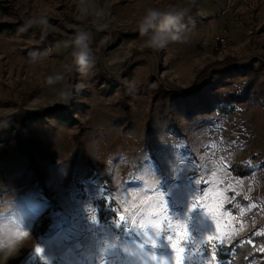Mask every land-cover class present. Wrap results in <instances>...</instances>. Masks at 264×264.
<instances>
[{"label":"rangeland","instance_id":"rangeland-1","mask_svg":"<svg viewBox=\"0 0 264 264\" xmlns=\"http://www.w3.org/2000/svg\"><path fill=\"white\" fill-rule=\"evenodd\" d=\"M122 2L0 0V26H7L0 31V119L55 108L59 93L67 89L73 101L63 115H50L48 123L30 118L23 131L25 139L56 153L54 159H36L42 181L34 179L37 174H23L31 161L26 163L17 147L0 154V238L10 241L31 233L25 246L0 264H33L37 259L52 264H223L203 257L197 247L189 250L187 237L181 235L187 225L171 218V208L159 215L155 185L160 174L167 180L171 170L183 171L189 188L192 180L202 181L207 227L225 244L249 230L248 223L232 213L231 202L239 195L252 200L243 209L256 206V197L264 202V105L254 92L264 86V0H183L168 9L180 16L173 29L178 38L163 50L148 48L146 41L163 26L164 17L141 36L145 16L119 12L127 6V0ZM196 2L199 6L191 14L188 10ZM45 17L47 23L41 24ZM124 18L130 23L124 25ZM81 31L89 37L85 51L92 66L86 75L78 71L72 55L77 51L72 40ZM218 36L227 39V47L217 48ZM49 44L53 53L46 50ZM253 59L250 76L228 75L207 95L216 104L218 94L250 88L251 97L228 104L229 112L198 103L164 108L151 90L160 84L204 90L206 81H217L212 73ZM100 62L114 75L132 66L131 123L120 121L121 91L105 86ZM139 87L146 91L141 93ZM79 131L82 144L75 137ZM235 161L252 165L254 176L236 178L230 170ZM43 185L54 204L46 199L47 210L31 222L29 209L44 195ZM172 207L182 215L187 198L179 204L173 198ZM93 209L99 224L91 222ZM121 215L136 223L121 230L114 222H103ZM255 222L264 225V210ZM156 226L161 237L154 235ZM259 231L264 233V227ZM164 235H172L173 241ZM36 247L44 248L45 255L36 254Z\"/></svg>","mask_w":264,"mask_h":264},{"label":"trees","instance_id":"trees-1","mask_svg":"<svg viewBox=\"0 0 264 264\" xmlns=\"http://www.w3.org/2000/svg\"><path fill=\"white\" fill-rule=\"evenodd\" d=\"M103 26V25H102ZM7 26L1 25L0 31L6 29ZM47 41V39H46ZM259 59V58H256ZM255 59L244 62V64H228L227 66L217 70L212 73V75H217V81L215 82L213 79L206 81L207 88H203L204 90L197 89L192 91L190 89L183 88H169L163 84H160L159 87H151V90L155 93L154 97L158 98L162 102V107L164 108H173L176 105H185L188 106L193 103H198L200 105H204L205 108L211 111H230V103L234 106L237 102H244L249 97H251V89L245 87V92H232L228 94H218L214 96V100L216 104L210 102L207 98V95L213 91H215L218 86V82L224 81L228 75H236L242 74L244 76H250L255 68ZM262 64L263 61L261 60ZM101 76L108 80V83L105 86H110L112 89H119L120 95L117 99V104L120 106L124 116H120V121L131 123V107L129 104V96L132 94V88L130 83L132 81L131 78V67H128L123 73L119 74H110L108 73L101 62L99 64ZM101 79V81L103 80ZM264 86L262 89L255 90L258 94V98L263 101L264 105ZM139 91L145 92L146 87H139ZM73 104L71 101L68 104L60 103L55 108L45 109L41 111H36L31 116H27V113H17L11 115L7 118L0 119V154H4L8 147L13 146L17 147L19 150V154L22 159L28 163L27 167L23 170V174L26 176H32L37 174L34 179L36 181H42V177L39 175L40 166H38L36 159L46 160V159H54L56 156L55 152H47L43 150L38 144L33 141L27 140L23 137L24 129L29 127L28 120L30 118H40L41 121L48 123V117L53 116H61L63 115ZM19 120V125L18 123ZM72 119V118H71ZM69 119V121L71 120ZM71 122V121H70ZM16 124L19 126V129L16 128ZM83 131H79L75 136L76 141L80 144L81 137ZM34 151V154L32 153ZM230 170L236 178H245L254 176V168L248 162L235 161L230 165ZM45 193H43L44 198L54 204L53 196L50 194L49 189L45 188L43 185ZM256 197V196H255ZM252 202L249 198L245 196H237L233 203L231 202L230 207L232 213H234L239 219L248 224V231L238 237L230 244H224L223 250H218L215 258L222 262L223 264H264V233L259 230L264 227L261 223H256V219L261 215L262 210H264V202L259 200L257 197L253 200L258 204L254 206L252 209L248 207L243 209V206L248 205ZM110 210V208H109ZM112 213V210H110ZM108 212V213H110ZM101 218L103 215V211L101 212ZM103 222H115L114 219H110V221H106L103 219Z\"/></svg>","mask_w":264,"mask_h":264},{"label":"snow or ice","instance_id":"snow-or-ice-1","mask_svg":"<svg viewBox=\"0 0 264 264\" xmlns=\"http://www.w3.org/2000/svg\"><path fill=\"white\" fill-rule=\"evenodd\" d=\"M183 174V171L174 172L171 170L170 177L167 180L163 177L162 174H160L161 179L158 183H156L154 189L159 194V215H165L166 213H168L169 208H171V218L175 219L177 224L183 223L187 225L186 231L181 235L187 237L184 243L189 248V250H191L192 247H197V250L201 253L203 257L211 259L217 255L218 250H223V245L226 243V241L223 238L212 234V228L207 227L209 223V217L208 213L205 211L206 206L201 202L202 197L204 195L203 190L199 188L202 181L199 179L192 180V187L189 188L184 183ZM100 192L103 193L104 189H100ZM197 193H199V195H197ZM185 197L187 198V207L181 215V213L174 211L172 207V200L173 198H175L176 203L179 204L184 201ZM112 203H116L115 198H113ZM48 206L49 205L47 203L46 198L41 195L40 200L29 209L30 221H38L39 218L43 215V213L47 210ZM197 211L199 212L198 217L195 216V213ZM115 214L116 212L112 211V215L114 216ZM52 218L53 227L55 228L57 227L55 214H53ZM165 219L167 221L168 217L165 216ZM91 222L93 224H99L95 209L92 210ZM135 223V221H125L124 216L121 215L119 219L114 222V227L123 230L124 228L128 227L129 224ZM139 227L142 228L144 227V225H140ZM156 227L157 230L155 231L154 235L156 237H161L162 231L159 230L158 226ZM172 227L173 226L171 223L167 224V228L169 231L172 230ZM205 233H208V235L205 236ZM151 239L152 238L149 237V240ZM163 239L171 243L173 241V236L164 235ZM152 244L154 247L156 246V242L154 240L152 241ZM171 246L173 248H176V243H172ZM34 250L36 254L40 255V257H42V255H45L44 248L36 247ZM184 250V248L178 249V251L180 252H183Z\"/></svg>","mask_w":264,"mask_h":264},{"label":"clouds","instance_id":"clouds-1","mask_svg":"<svg viewBox=\"0 0 264 264\" xmlns=\"http://www.w3.org/2000/svg\"><path fill=\"white\" fill-rule=\"evenodd\" d=\"M81 11H85L81 9ZM162 14L156 10H149L144 17L140 27L139 34L141 36L145 35L149 26L158 19ZM179 15L167 14L164 16L163 26L155 31L149 39L146 41V46L152 50H163L166 48L170 40H175L178 37L173 32V29L176 28L179 22ZM41 24L47 23V18L45 17L40 21ZM29 24H32V21H29ZM88 34L86 32H78L75 34L72 44L79 51H74L72 53L74 57L75 64L78 66V71L81 75H86L90 69L91 61L89 59L88 53L85 51L87 48ZM49 82L52 80L49 78ZM72 99L71 89L63 90L59 93L57 102L62 104H68ZM20 232H25L27 229L21 228ZM31 238V233L27 236H21L18 239L13 238L12 240H4L0 238V259L7 260L8 258L14 256L21 248L25 246L28 240Z\"/></svg>","mask_w":264,"mask_h":264},{"label":"crops","instance_id":"crops-1","mask_svg":"<svg viewBox=\"0 0 264 264\" xmlns=\"http://www.w3.org/2000/svg\"><path fill=\"white\" fill-rule=\"evenodd\" d=\"M115 3H123V0H114ZM183 4V0H127V6H121L119 12L127 13L128 15L146 16L149 10H156L160 12L162 15L159 18H163L165 13H172L171 10H168L169 7H177V4ZM198 3H194L192 10H188L191 14L195 11V7ZM199 6V5H198ZM161 8H166L164 10H160ZM185 9V8H184ZM181 9V10H184ZM172 15H178L177 13H172ZM130 20V19H129ZM162 21V19H160ZM131 21V20H130ZM130 23L127 21V18H124V25Z\"/></svg>","mask_w":264,"mask_h":264},{"label":"built area","instance_id":"built-area-1","mask_svg":"<svg viewBox=\"0 0 264 264\" xmlns=\"http://www.w3.org/2000/svg\"><path fill=\"white\" fill-rule=\"evenodd\" d=\"M227 44H228L227 39L224 36H218L217 37V48L218 49H223V48L227 47ZM46 50H48L50 53H53L52 52V45L49 44L46 47ZM33 264H52V263H50L46 260H43V259H37L36 261H34Z\"/></svg>","mask_w":264,"mask_h":264},{"label":"water","instance_id":"water-1","mask_svg":"<svg viewBox=\"0 0 264 264\" xmlns=\"http://www.w3.org/2000/svg\"><path fill=\"white\" fill-rule=\"evenodd\" d=\"M77 51H79V49H77Z\"/></svg>","mask_w":264,"mask_h":264}]
</instances>
